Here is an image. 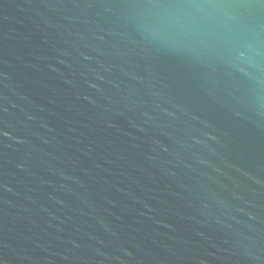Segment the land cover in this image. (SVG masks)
<instances>
[{"label": "water", "instance_id": "water-1", "mask_svg": "<svg viewBox=\"0 0 264 264\" xmlns=\"http://www.w3.org/2000/svg\"><path fill=\"white\" fill-rule=\"evenodd\" d=\"M0 264H264V0H0Z\"/></svg>", "mask_w": 264, "mask_h": 264}]
</instances>
